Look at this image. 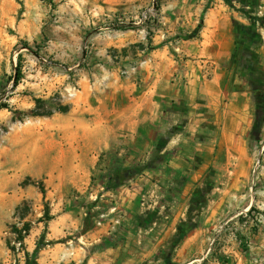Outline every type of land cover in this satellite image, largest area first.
Instances as JSON below:
<instances>
[{
    "label": "rangeland",
    "instance_id": "obj_1",
    "mask_svg": "<svg viewBox=\"0 0 264 264\" xmlns=\"http://www.w3.org/2000/svg\"><path fill=\"white\" fill-rule=\"evenodd\" d=\"M217 4L229 14L235 49L230 57L214 52L208 59L227 71V91L249 93L252 122L243 147L218 157L220 132L194 137L204 147V153L198 151L207 167L199 180L189 174L182 185L202 190L191 198L184 225L164 238L166 231L150 230L159 224L147 221L144 242H136L135 222L124 221L115 194L130 183V171L147 168L148 160L133 163L119 145L99 153L91 179L79 181L87 183L84 192L68 179L69 165L63 178L26 174L21 168L25 160L41 159L36 141L42 125L34 119L66 113L73 105L83 108L88 95L104 94L128 78L140 80L149 72L174 68V78L183 80L195 72L196 62L206 58L194 56L193 43L183 38L200 23L205 9ZM244 11L239 0L233 5L226 0H0V103L9 104L0 109V264H24V249L12 225L26 222L31 232L25 248L34 251L38 243L46 252L66 248L61 263L72 259L75 250L113 248L114 253L126 239L130 243L120 248L124 257L112 264H264V23L258 22L256 31L247 28L251 21ZM252 13L264 18V0ZM214 66L209 61L202 70L211 72ZM199 102L203 105L198 107L211 109L204 106L207 101ZM63 107L68 110H57ZM31 111L52 114L35 116ZM183 150L190 155L194 148ZM174 153L157 149L152 155ZM121 158L126 163L120 164ZM25 194L29 197L22 199ZM15 198H20L17 206ZM57 211H64L66 220L53 225ZM170 212L164 209L161 215ZM190 234L196 236L186 243ZM97 236L100 241L95 242Z\"/></svg>",
    "mask_w": 264,
    "mask_h": 264
},
{
    "label": "crops",
    "instance_id": "obj_2",
    "mask_svg": "<svg viewBox=\"0 0 264 264\" xmlns=\"http://www.w3.org/2000/svg\"><path fill=\"white\" fill-rule=\"evenodd\" d=\"M203 13V27L199 34L191 39L183 38L185 42L193 43L194 56L206 58L196 62L195 72H189L188 77L175 79L174 68L154 75L149 72L138 77L140 80L128 78L104 94L88 95L83 108L73 105L66 113L57 112L34 119L42 125L36 141L41 159L35 157L30 163L25 160L21 165L33 178L42 176L52 179L57 175L63 178L65 166L69 165L71 172L68 179L76 181L74 186L79 192H84L87 183L79 181L91 179L100 152L119 145L127 149L130 153L128 159L133 163L144 162L147 158L148 167L133 169L130 183L121 186L115 194L124 210V221L131 226L135 222L137 243L145 240L147 221H151L150 225L159 224L157 228L151 226L150 230L156 229L159 233V229L163 228L166 231L164 238L174 233L180 227L178 224H185V217L194 202L191 198L202 190L188 186L189 183L182 185L189 174L193 180H199L207 167L198 151L204 147L194 137L205 131L220 132L218 157L225 150L230 152L242 148L251 128L249 93L237 88L227 91V71L218 61L208 59L214 52L218 53V57H230L235 49L229 14L221 4L210 6ZM209 61L215 66L211 72H204L202 68H206ZM107 86L111 87L112 83ZM198 100L207 101L204 106L211 109L198 107L203 105L202 102L196 103ZM184 102L187 108L177 107ZM185 148H194L193 153L187 155L183 150ZM157 149L160 154L173 149L175 153L156 159L152 154ZM119 163L126 161L121 158ZM38 165L42 167L38 168ZM49 165L54 167L52 171L47 170ZM28 197L25 194L21 198ZM195 201L198 202V199ZM15 203L17 206L20 198H15ZM164 209L171 211L170 215L167 213L163 217ZM65 215L64 211L60 214L57 211L52 224H63ZM194 236L196 234H190L185 242L189 243ZM94 241H100L98 236ZM129 243V240H120V246L114 253L110 250L113 248L92 253L75 250L76 255L64 263L59 257L61 252L67 254L66 248L56 246L49 252L42 250L38 264H112V260L122 259L125 255L120 252L121 245Z\"/></svg>",
    "mask_w": 264,
    "mask_h": 264
},
{
    "label": "trees",
    "instance_id": "obj_3",
    "mask_svg": "<svg viewBox=\"0 0 264 264\" xmlns=\"http://www.w3.org/2000/svg\"><path fill=\"white\" fill-rule=\"evenodd\" d=\"M226 1L233 5L235 0H226ZM239 1L241 2L243 9L245 10L244 12L246 13L247 18L251 21V26H248L247 28L252 29V31H256L258 22L264 23L263 17H258L257 15H253V13H252L257 9L259 0H239ZM247 6H249V9L251 11H249L247 9ZM203 15H204V13H203ZM202 27H203V16L201 17V21L198 24V26L191 33L187 34L185 36V39H191V38L196 37L199 34V32L201 31ZM244 28H246V27L244 26ZM37 102L41 103L43 101H42V99H37ZM1 108H9V104L8 103H0V109ZM57 110L67 111L68 108L63 107V108H60ZM30 114L35 115V116H42V115H51L52 113L51 112H34V111H31ZM160 158L162 159L163 157H160ZM137 171H134V172H137ZM130 172H131V174H133V171H130ZM31 184L37 185V182L32 181ZM40 188H41V192H42L44 198L46 199L47 198L46 187L44 185H41ZM46 214H47V216L49 215L48 209L46 211ZM86 221H87V219H86ZM12 226L14 228V232L17 234V240L20 243V246H22V248L24 249V253H25L24 264H38L39 253L43 249V245L38 243L33 252H30L28 249L25 248V239L30 235V232H31L30 223L26 222V223H24V225L22 227H20L17 224H14ZM85 226H86V229H88V228H90L91 225L85 224ZM16 264H20V263H16Z\"/></svg>",
    "mask_w": 264,
    "mask_h": 264
},
{
    "label": "built area",
    "instance_id": "obj_4",
    "mask_svg": "<svg viewBox=\"0 0 264 264\" xmlns=\"http://www.w3.org/2000/svg\"><path fill=\"white\" fill-rule=\"evenodd\" d=\"M247 9H249V6H247ZM260 13H262V9L259 11ZM263 37H264V28H262V31H261ZM20 244V243H19Z\"/></svg>",
    "mask_w": 264,
    "mask_h": 264
}]
</instances>
